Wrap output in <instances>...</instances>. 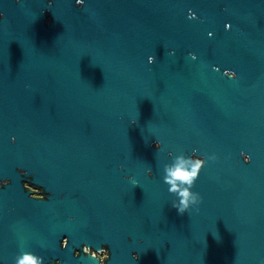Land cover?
I'll use <instances>...</instances> for the list:
<instances>
[{
    "label": "water",
    "instance_id": "1",
    "mask_svg": "<svg viewBox=\"0 0 264 264\" xmlns=\"http://www.w3.org/2000/svg\"><path fill=\"white\" fill-rule=\"evenodd\" d=\"M0 16L3 264H101L82 245H107L103 264H264V0H0ZM199 156L202 201L178 214L165 177Z\"/></svg>",
    "mask_w": 264,
    "mask_h": 264
},
{
    "label": "clouds",
    "instance_id": "2",
    "mask_svg": "<svg viewBox=\"0 0 264 264\" xmlns=\"http://www.w3.org/2000/svg\"><path fill=\"white\" fill-rule=\"evenodd\" d=\"M83 2L84 0H75L76 7L77 8L81 7ZM0 19H2V16H0ZM228 27L229 26L227 25V28ZM189 55L191 56V58L194 56V54H191V53ZM148 62L151 64L153 62V57H149ZM228 72L232 74L231 76H228V78L233 79V80L236 79V74L234 72H231V71H228ZM155 147L159 150V143H157ZM199 158L201 160V163L196 164L190 171L184 167L177 166L174 169L169 170L168 176L165 177V182L170 185V187L168 188V192L175 193L176 196L178 197V200L174 199L172 201V207L177 210L178 214H184L193 206H197L196 210L198 211V205L202 201V197L199 195V193L191 191L194 185V182L198 178V174L200 170L205 164V157L199 156ZM207 159L215 161L217 157L213 154L211 156H208ZM241 159L244 161L245 164H247L249 163L250 158L247 155H244L243 153H241ZM147 176L149 178L152 177V173L150 170L147 171ZM125 179L132 181L135 184V181L132 180V177H126ZM177 181H179L180 184H186L187 187H184L182 190H179ZM81 248L85 253L84 255L85 257L92 256V257L97 258V254L90 252L87 247H83L82 245ZM106 248L108 249L107 245H106ZM73 255L76 257H79L80 251L73 253ZM132 259L133 260L137 259V256L135 253L132 254ZM103 260H109L108 256L106 255L105 257L101 259V264H103ZM15 264H42V258L37 255H34L31 252H22L16 256Z\"/></svg>",
    "mask_w": 264,
    "mask_h": 264
},
{
    "label": "flooded vegetation",
    "instance_id": "3",
    "mask_svg": "<svg viewBox=\"0 0 264 264\" xmlns=\"http://www.w3.org/2000/svg\"><path fill=\"white\" fill-rule=\"evenodd\" d=\"M16 171L18 173H20V175L18 176V178H19L18 186L21 187V188L22 187L24 188V191L26 192L25 193L26 197L28 196V197H33V198H36V199H43V198H45L48 195V193L45 192L43 190V188L31 185L29 183V181L32 180V176H31L30 173H28V172L26 173L25 170H22V169H19V168H16ZM7 182H8L7 179H5V180L2 179V180H0V185L3 184V183H7ZM1 236H2V233H1V229H0V242H1ZM65 243H66V239L63 238L61 240V245L64 246ZM18 245H19L20 248H23V247H21V246L24 245V240L22 238L20 239V241L18 240ZM101 249L102 250L100 252H96V254H97V256H98L100 261H101V259L103 257H105L106 255L108 256V254H109V250L106 248L105 245H103ZM89 251H91V250H89ZM75 252H79V250L76 249L74 251V253ZM104 261L105 260H103V262ZM0 264H3V262L1 260H0ZM45 264H60V261H59V259H50Z\"/></svg>",
    "mask_w": 264,
    "mask_h": 264
}]
</instances>
